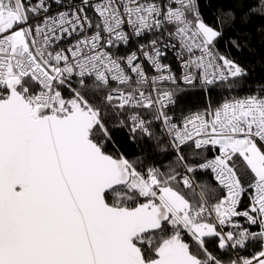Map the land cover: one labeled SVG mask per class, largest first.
I'll use <instances>...</instances> for the list:
<instances>
[{"label":"snow or ice","instance_id":"obj_1","mask_svg":"<svg viewBox=\"0 0 264 264\" xmlns=\"http://www.w3.org/2000/svg\"><path fill=\"white\" fill-rule=\"evenodd\" d=\"M224 16L0 0V264H264V86L232 94Z\"/></svg>","mask_w":264,"mask_h":264},{"label":"trees","instance_id":"obj_2","mask_svg":"<svg viewBox=\"0 0 264 264\" xmlns=\"http://www.w3.org/2000/svg\"><path fill=\"white\" fill-rule=\"evenodd\" d=\"M201 13L205 21L213 26L217 25V18L224 16L229 10H235L236 20L224 16L223 37L218 41L220 51L243 66L248 75L237 83L240 87L232 94L244 95L252 90L259 91L264 86V16L253 15L243 21L242 12L247 8L240 6V0H200ZM237 40L240 47H234L230 41ZM215 96L216 94L213 93ZM185 108L195 109L203 105L204 94L198 91H188L178 101ZM127 129L117 133L121 137L122 151L132 155L140 151V146L127 139ZM157 159H160L157 157Z\"/></svg>","mask_w":264,"mask_h":264},{"label":"built area","instance_id":"obj_3","mask_svg":"<svg viewBox=\"0 0 264 264\" xmlns=\"http://www.w3.org/2000/svg\"><path fill=\"white\" fill-rule=\"evenodd\" d=\"M123 51V50H122ZM175 66V65H174Z\"/></svg>","mask_w":264,"mask_h":264}]
</instances>
